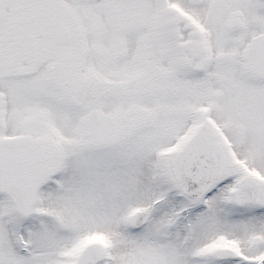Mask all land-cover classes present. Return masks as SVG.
<instances>
[{
  "label": "snow or ice",
  "instance_id": "obj_1",
  "mask_svg": "<svg viewBox=\"0 0 264 264\" xmlns=\"http://www.w3.org/2000/svg\"><path fill=\"white\" fill-rule=\"evenodd\" d=\"M0 264H264V0H0Z\"/></svg>",
  "mask_w": 264,
  "mask_h": 264
}]
</instances>
